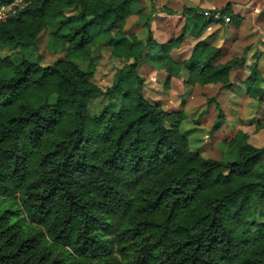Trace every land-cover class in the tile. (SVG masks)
Masks as SVG:
<instances>
[{
	"label": "trees",
	"instance_id": "1",
	"mask_svg": "<svg viewBox=\"0 0 264 264\" xmlns=\"http://www.w3.org/2000/svg\"><path fill=\"white\" fill-rule=\"evenodd\" d=\"M17 1L0 21V48H20L0 55V196L19 195L32 224L60 226L45 235L23 225L18 210L0 208V264H264V224L255 221L264 205V147L240 131L222 159L193 151L181 131L186 112L148 100L139 73L149 64L186 85L233 89L230 76L243 59L222 63L220 48L199 41L176 61L171 52L183 37L160 44L152 31L156 12L176 14L166 7L146 21L149 57L133 55L138 38L124 30L135 0H0V10ZM183 13L194 16L196 38L214 21L195 7ZM219 13L218 23L243 21L231 2ZM50 23L70 51L44 65L26 50L37 49ZM97 41L125 63L92 118L87 102L103 91L94 71L72 58H86ZM263 81L253 67L244 82L259 103ZM217 107L211 135L226 121Z\"/></svg>",
	"mask_w": 264,
	"mask_h": 264
},
{
	"label": "rangeland",
	"instance_id": "2",
	"mask_svg": "<svg viewBox=\"0 0 264 264\" xmlns=\"http://www.w3.org/2000/svg\"><path fill=\"white\" fill-rule=\"evenodd\" d=\"M198 2L199 4L196 5L195 3ZM221 3L223 0H135L132 7L133 14L127 19L124 27L127 33L134 34L138 38L133 55L138 56L141 52L150 57L152 51L147 46L146 21L155 10L160 11L166 7L176 14L156 12L153 15L152 31L154 39L159 43H167L172 38L183 37L181 45L171 52L176 60L188 59L200 39H207L214 45L223 47L221 62L235 56L243 58L240 69L231 76L233 88L236 89L233 91L235 96H233L232 91L223 90L220 84L192 86L186 85L184 78L167 85L165 79L167 73L160 72L147 64H144L139 70L145 79L144 94L147 99L153 102L160 101L167 110L176 107L183 109L184 107L188 119L183 122L181 131L188 138L190 148L216 159H222L235 150L229 142L233 141L240 131L249 135L248 141L252 145L259 148L264 147V102L259 103L252 97H248L242 83L253 74V67L259 69L262 79H264V0H260V4L257 5V10L253 12V15L243 18L239 27L232 20L225 18V22H220L219 26L215 23V26L208 27L200 39L191 37L189 31L194 25L192 20L194 17L188 18L183 13L184 8H198L206 16V12H219L226 5L225 3L221 7H217ZM238 3L244 5L246 2L240 0ZM20 4L17 1L10 6H5L4 10L2 8L0 18L6 17L12 8ZM260 15H262V19ZM206 17L208 18V16ZM215 19L213 20L215 21ZM231 26H236L237 29H232V34L228 32L227 34L232 36L230 39H225L226 30ZM56 30L57 26L50 23L41 32L37 49H27L26 56L32 61H40L44 65H50L57 60L66 58L70 46H62L61 41L52 36ZM19 50V47L16 49L2 47L0 48V55L8 57ZM85 55L86 58L73 57L72 60L83 71L93 70V81L103 91L101 94L91 96L87 102L89 115L95 118L109 103V98L105 92L121 77L119 70L124 66L125 60L116 55L107 41H97ZM261 86L264 88V81ZM211 99L214 101L209 102ZM114 101L120 104L116 95ZM218 104L225 113L226 121L217 133L211 135L210 130L219 113ZM8 207H12L21 213L23 225L38 227V225L31 223L19 195L15 198L0 196V208L6 209ZM255 221L259 225L264 224L263 204L257 208ZM251 229L255 230L256 227ZM94 264H96L95 260Z\"/></svg>",
	"mask_w": 264,
	"mask_h": 264
},
{
	"label": "crops",
	"instance_id": "3",
	"mask_svg": "<svg viewBox=\"0 0 264 264\" xmlns=\"http://www.w3.org/2000/svg\"><path fill=\"white\" fill-rule=\"evenodd\" d=\"M240 0H223V3H221V4H219V5H217V7H221L223 4H227V3H229V2H231L232 3V9H233V11H234V13L235 14H237V15H239V16H241V17H247V16H251V15H253L254 13L253 12H255V10H257V5L258 4H260V0H243L244 2H246V3H244V5H240L238 2H239ZM196 5L197 4H199V2L198 3H195ZM206 6H208V7H213V8H215L216 6H214V5H206ZM260 12H261V10H260ZM186 15V14H185ZM188 16V18H190V17H194V16H190V15H187ZM261 16V19H262V15H260ZM193 20V23H194V19H192ZM229 22V21H228ZM215 23H217V25L219 26L220 25V23H218L217 22V20H215V21H213L208 27H211V25H216ZM232 25V24H231ZM193 27V26H192ZM191 27V28H192ZM207 27V28H208ZM232 27V26H231ZM228 27V29L226 30V34L229 32V33H231L233 30L232 29H237V27L236 26H234V27ZM206 28V29H207ZM205 29V30H206ZM234 29V30H235ZM191 30V29H190ZM204 30V31H205ZM204 31H203V33H204ZM190 32V31H189ZM202 33V34H203ZM201 34V35H202ZM232 34V33H231ZM190 36L191 37H193V38H196V37H194V36H192L191 34H190ZM232 35H225V39H230V37H231ZM201 37V36H200ZM200 37L199 38H196V39H200ZM235 38V37H234ZM173 39V38H172ZM171 40V39H170ZM169 40V41H170ZM199 41H203L205 44H207V45H210V46H213V47H217V48H220L221 50H222V56H223V47H221V46H216V45H214L213 44V42H209L207 39H200ZM198 41V42H199ZM168 42V41H167ZM159 43V42H158ZM160 44H163V43H160ZM173 57V56H172ZM174 58V57H173ZM233 58H239V57H232L231 59H233ZM175 59V58H174ZM231 59H228V60H226V61H224V62H222V63H226V62H228V61H230ZM243 59V58H242ZM176 60V59H175ZM182 60H184V59H181V60H176V61H182ZM221 62V61H220ZM243 63V61L240 63V65ZM147 65H149V64H147ZM240 65L238 66V68L236 69V70H233L232 71V73H231V76H232V74L234 73V72H236L237 70H239L240 68ZM149 66H151V67H154L155 69H157V70H159L160 72H166L167 73V71L165 70V69H158L157 67H155V66H152V65H149ZM231 76H230V79H231ZM165 79H166V84L167 85H169L170 83H172V82H174V81H177V80H179V79H183L182 77H173V78H171L170 79V77H169V74L167 73V75H166V77H165ZM231 81H232V79H231ZM244 82L245 81H243L242 83H243V86L245 87V93H246V86L244 85ZM233 83V82H232ZM216 85V84H215ZM221 85V84H220ZM221 88H222V86H220ZM225 88H223V90H224ZM227 90H230V91H232V93H233V91L234 90H236V89H227ZM236 94L235 93H233V96H235ZM146 97V96H145ZM248 97H250L249 95H248ZM147 98V97H146ZM253 99V98H252ZM149 100V99H148ZM255 100V99H254ZM256 101V100H255ZM151 102H153V101H151ZM153 103H161L160 101H158V102H153ZM161 104H163V103H161ZM178 110H184V107H183V109L182 108H180V107H176V108H172L170 111H178ZM185 111V110H184ZM186 112V111H185ZM186 114H187V112H186ZM187 117H188V114H187ZM188 119V118H187ZM186 119V120H187ZM185 120V121H186Z\"/></svg>",
	"mask_w": 264,
	"mask_h": 264
},
{
	"label": "clouds",
	"instance_id": "4",
	"mask_svg": "<svg viewBox=\"0 0 264 264\" xmlns=\"http://www.w3.org/2000/svg\"><path fill=\"white\" fill-rule=\"evenodd\" d=\"M82 127L84 126L83 124L81 125ZM60 226V221L57 220L56 224H49V223H45L44 225H40L38 226V230L43 231L45 233V235L48 234V231L51 230H55L56 228H58ZM71 248L68 249V252L71 253ZM72 255L74 256L75 254L72 253ZM161 259H163V257H161Z\"/></svg>",
	"mask_w": 264,
	"mask_h": 264
},
{
	"label": "built area",
	"instance_id": "5",
	"mask_svg": "<svg viewBox=\"0 0 264 264\" xmlns=\"http://www.w3.org/2000/svg\"><path fill=\"white\" fill-rule=\"evenodd\" d=\"M5 7H3V10H4ZM2 10V11H3ZM2 11H0V14L2 13ZM12 13H14V9L12 8L11 12L4 18H0V21H4L8 18V16H10ZM205 14H207L206 16H208V18H216L215 20H218L220 19V13L219 12H213V13H208L206 12ZM1 16V15H0ZM214 16V17H213Z\"/></svg>",
	"mask_w": 264,
	"mask_h": 264
}]
</instances>
